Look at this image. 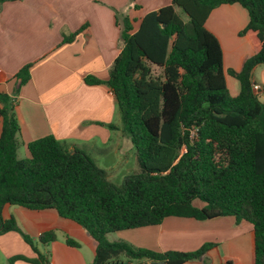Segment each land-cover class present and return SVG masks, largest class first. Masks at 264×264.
Instances as JSON below:
<instances>
[{
	"label": "trees",
	"instance_id": "obj_1",
	"mask_svg": "<svg viewBox=\"0 0 264 264\" xmlns=\"http://www.w3.org/2000/svg\"><path fill=\"white\" fill-rule=\"evenodd\" d=\"M5 1L10 0L0 4ZM232 4L247 10L249 22L240 35L250 36L257 48L240 72L225 71L221 44L205 26L214 9ZM116 19L122 50L108 80L87 76L85 83L106 85L114 93L121 129L131 139L139 170L116 185L83 149H70L53 135L28 143L29 158H19L16 97L31 80L32 65L23 67L13 95L0 94V235L20 233L37 257L16 256L9 264H50L38 245L57 236L48 232L35 242L13 217L4 219L8 205L54 210L84 228L97 244L91 264H185L215 247L156 253L108 239L170 217H233L250 223L254 264H264V102L253 83L254 69L264 65V0H173L148 13L137 31L129 15ZM155 68L160 76L154 75ZM227 75L239 82L237 96L229 92ZM197 201L204 206L197 207ZM67 245L80 247L70 238ZM221 264L239 262L224 258Z\"/></svg>",
	"mask_w": 264,
	"mask_h": 264
},
{
	"label": "crops",
	"instance_id": "obj_2",
	"mask_svg": "<svg viewBox=\"0 0 264 264\" xmlns=\"http://www.w3.org/2000/svg\"><path fill=\"white\" fill-rule=\"evenodd\" d=\"M172 2L10 0L0 4V94L13 95L18 86L17 73L32 65L31 80L16 97L15 113L21 129L18 139L24 159L30 156L28 143L53 135L70 149H83L112 182L139 170L131 139L121 129L114 93L106 85H87L85 78L108 80L109 68L122 50L117 15H129L137 31L148 13ZM248 22V12L239 4L219 6L206 21L207 30L221 44L225 71L240 72L244 62L257 53L254 40L240 35ZM85 26L71 42L63 43L66 36ZM226 81L230 94L237 96L239 82L229 75ZM253 83L264 102V65L254 69ZM1 133L0 117V137ZM3 217H13L21 231L35 242L42 234L54 232V242L38 245L50 264H91L94 260L96 241L84 228L61 218L54 210L32 211L8 205ZM68 238L80 247L67 245ZM108 239L156 253H189L206 244L215 245L202 258L185 264H221L224 258L236 259L239 264L255 263L253 226L237 223L233 217L205 221L170 217L160 225L117 232ZM16 256L37 257L20 233L0 235V264H9ZM14 264L32 263L19 260Z\"/></svg>",
	"mask_w": 264,
	"mask_h": 264
},
{
	"label": "rangeland",
	"instance_id": "obj_3",
	"mask_svg": "<svg viewBox=\"0 0 264 264\" xmlns=\"http://www.w3.org/2000/svg\"><path fill=\"white\" fill-rule=\"evenodd\" d=\"M179 11V13H180V15L183 17V19L185 20V21H187V17L180 11V10H178ZM154 70V75H156V76H160V74H161V70H159V69H157V68H155V69H153ZM20 153V154H19ZM19 153H18V156H19V158H21V159H24V156H23V151L20 149V151H19ZM132 167V166H131ZM123 179L124 178H116L115 180H113V183H115L116 185H121L122 184V181H123ZM196 206H204V204L201 202V201H197L196 203ZM112 234H114V233H112ZM112 234H109L108 235V238H109V236H111Z\"/></svg>",
	"mask_w": 264,
	"mask_h": 264
},
{
	"label": "built area",
	"instance_id": "obj_4",
	"mask_svg": "<svg viewBox=\"0 0 264 264\" xmlns=\"http://www.w3.org/2000/svg\"><path fill=\"white\" fill-rule=\"evenodd\" d=\"M254 90L258 92L259 90L258 86H254ZM141 264H147V263H141Z\"/></svg>",
	"mask_w": 264,
	"mask_h": 264
},
{
	"label": "water",
	"instance_id": "obj_5",
	"mask_svg": "<svg viewBox=\"0 0 264 264\" xmlns=\"http://www.w3.org/2000/svg\"><path fill=\"white\" fill-rule=\"evenodd\" d=\"M152 264H165V263H163V262H160V263L154 262Z\"/></svg>",
	"mask_w": 264,
	"mask_h": 264
}]
</instances>
